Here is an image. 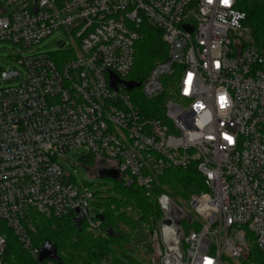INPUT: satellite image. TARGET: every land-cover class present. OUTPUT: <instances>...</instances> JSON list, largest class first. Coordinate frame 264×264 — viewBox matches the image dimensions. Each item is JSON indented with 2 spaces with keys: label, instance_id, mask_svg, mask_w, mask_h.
Here are the masks:
<instances>
[{
  "label": "built area",
  "instance_id": "obj_1",
  "mask_svg": "<svg viewBox=\"0 0 264 264\" xmlns=\"http://www.w3.org/2000/svg\"><path fill=\"white\" fill-rule=\"evenodd\" d=\"M236 3L0 0V42L32 49L60 30L74 38L56 53L16 55L0 72V264H11L10 232L42 264L39 216L73 215L107 235L104 207L91 210L98 195L57 161L78 148L157 205L158 217L133 214L148 264H243L254 247L264 253V47L243 37ZM145 23L168 55L129 89ZM189 169L204 189L187 200L161 185L165 172Z\"/></svg>",
  "mask_w": 264,
  "mask_h": 264
},
{
  "label": "trees",
  "instance_id": "obj_2",
  "mask_svg": "<svg viewBox=\"0 0 264 264\" xmlns=\"http://www.w3.org/2000/svg\"><path fill=\"white\" fill-rule=\"evenodd\" d=\"M56 1L61 4L63 0ZM236 7L247 15L243 24L250 29L253 43L258 47H264V0H237ZM139 31L141 37L135 46L133 68L127 77L129 81L135 83H141L152 67L157 62L163 61L168 55V46L159 29L145 23ZM165 96L164 94L155 100L152 99L149 103H155ZM139 97L141 99V95ZM141 102L143 103V100ZM94 161L95 158H92L91 162ZM189 170L167 171L161 176L160 182L168 185L174 195L179 192L193 193L194 191L191 192L189 186L180 182L181 175ZM119 188L127 196V201L114 202L108 199L110 204L106 206L103 214L105 217L103 226L106 230L111 228L112 231L109 233L107 231L106 239L87 232L83 221L78 224L75 216L67 215L58 219L45 217L34 219L33 224L37 232L33 235L34 244L40 248L46 241H49L56 246L59 260L54 261L53 264H105L103 261H107L109 258H111V262L106 264H142L133 260L128 254L127 262L119 260L110 246L111 241L131 240L130 236L121 233V224L128 225L133 229H136L140 224V221H134L120 210L137 202L143 213L141 220L158 217L160 212L153 199L147 197L144 190L134 182L126 185L124 181H120ZM156 189L158 190V188ZM8 238L7 250L9 249V252L6 253L11 264H39L26 251L24 252L12 232L9 233ZM42 264H46V262L43 261ZM243 264H264V253L254 247Z\"/></svg>",
  "mask_w": 264,
  "mask_h": 264
},
{
  "label": "rangeland",
  "instance_id": "obj_3",
  "mask_svg": "<svg viewBox=\"0 0 264 264\" xmlns=\"http://www.w3.org/2000/svg\"><path fill=\"white\" fill-rule=\"evenodd\" d=\"M243 37L246 39H252L250 29L248 30V32H245L243 34ZM63 42H66V49H68L71 44L74 43V38L64 30L52 33L32 49H23L20 45H16L8 41H2L0 42V72L2 69L10 68L12 65H16V61L13 60V57L16 55L27 56L30 54L39 53H56ZM167 79L172 80L171 77H168L165 79L166 83ZM3 84L14 85L17 84V82H5ZM130 94L133 97L134 101L141 102V99L139 97L141 95V91L139 88H134L130 91ZM92 158L95 157L87 154L84 148H78L67 152L65 155L59 157L57 161L71 175L72 180H74L83 188L88 187L91 191H94L98 195L97 198L93 201L91 210L94 209L99 211L102 207L106 209V206L110 204L108 199H111L114 202H117L118 200L127 201V196L119 188L120 181L113 180L109 177L99 176L98 171L101 167L99 168L98 166H95L94 164L96 159L92 163ZM189 171L181 175V184L189 186L191 192L194 191L193 193L200 192L204 189L201 176L198 173L196 174L193 169H190ZM165 186L169 190L168 185ZM191 194L192 193L185 194L183 192H179L177 195H175V197L187 200ZM125 211L132 216L133 214H137V212L143 214L142 209L139 207L137 202L126 206ZM40 217L42 216H39L38 218ZM133 220L136 221L134 216ZM120 229L123 231V234L130 236L131 240H121L119 242L111 241L110 246L113 249L115 256L119 260L127 262L128 254L133 260L142 264H148L149 253L141 248V245H143L148 239V235L146 234L145 230L138 227L136 229H133L128 225H121ZM86 231L95 236H99L105 239L107 238L101 229H89L88 227H86ZM35 233H37L36 230L35 232H33V235H35ZM8 250L7 252H9ZM109 262H111V258L107 259V261H103V263L105 264Z\"/></svg>",
  "mask_w": 264,
  "mask_h": 264
},
{
  "label": "water",
  "instance_id": "obj_4",
  "mask_svg": "<svg viewBox=\"0 0 264 264\" xmlns=\"http://www.w3.org/2000/svg\"><path fill=\"white\" fill-rule=\"evenodd\" d=\"M113 80V83L115 84L118 79L116 78H112ZM127 87L129 89L135 87V86H138L140 83H135V82H132V81H126L125 82ZM98 175L101 176V177H109L113 180H118L120 178V173L117 169H101L98 171ZM101 219L104 218L103 215L99 216ZM76 222L78 224L81 223L82 219L79 218V217H76L75 218ZM167 223V222H166ZM108 233L112 231L111 228H108L107 229ZM116 234V233H115ZM40 255H39V262H43L44 260L46 259H52L53 261L57 262L59 260V257L57 255V249H56V246L52 245L49 241H46L40 248Z\"/></svg>",
  "mask_w": 264,
  "mask_h": 264
},
{
  "label": "snow or ice",
  "instance_id": "obj_5",
  "mask_svg": "<svg viewBox=\"0 0 264 264\" xmlns=\"http://www.w3.org/2000/svg\"><path fill=\"white\" fill-rule=\"evenodd\" d=\"M225 2H227V0H225Z\"/></svg>",
  "mask_w": 264,
  "mask_h": 264
}]
</instances>
